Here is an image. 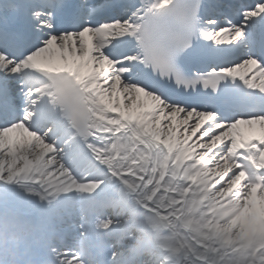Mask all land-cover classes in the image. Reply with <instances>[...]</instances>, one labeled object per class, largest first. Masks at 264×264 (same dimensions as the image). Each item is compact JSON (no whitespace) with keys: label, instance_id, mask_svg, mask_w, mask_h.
Listing matches in <instances>:
<instances>
[{"label":"snow or ice","instance_id":"snow-or-ice-1","mask_svg":"<svg viewBox=\"0 0 264 264\" xmlns=\"http://www.w3.org/2000/svg\"><path fill=\"white\" fill-rule=\"evenodd\" d=\"M0 264H264V0H0Z\"/></svg>","mask_w":264,"mask_h":264}]
</instances>
